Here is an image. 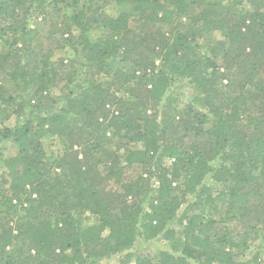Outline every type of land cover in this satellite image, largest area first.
Listing matches in <instances>:
<instances>
[{
	"label": "trees",
	"instance_id": "trees-1",
	"mask_svg": "<svg viewBox=\"0 0 264 264\" xmlns=\"http://www.w3.org/2000/svg\"><path fill=\"white\" fill-rule=\"evenodd\" d=\"M233 1L234 21L220 0H0V148L18 149L0 155V264L261 263L244 258L264 236V0ZM54 8L59 45L44 49L30 16ZM201 30L224 35L204 55ZM141 238L170 250L137 255Z\"/></svg>",
	"mask_w": 264,
	"mask_h": 264
},
{
	"label": "rangeland",
	"instance_id": "rangeland-1",
	"mask_svg": "<svg viewBox=\"0 0 264 264\" xmlns=\"http://www.w3.org/2000/svg\"><path fill=\"white\" fill-rule=\"evenodd\" d=\"M213 2L215 0H207V2ZM222 2V7L224 8L223 12H224V17L226 15V19L229 18L231 21H234L233 18L235 17V15H238L240 13V9L241 6H238L237 4L234 3L233 0H220ZM243 7H245V9H253V7L251 6L250 2H248V0H243ZM104 11L110 15V16H116L118 8L117 5L114 4L113 2L109 5H107L104 8ZM49 13H53L50 14V17L47 18L48 22L51 23H46L44 18V15L39 14L38 12H33L30 16V23L32 25V27H40V29L42 30V46L44 47V49H47L50 47V45H59L58 43V39L60 38V32L61 29L63 27V19L64 16H62L61 11L57 10V8H54L53 10H49L48 12H46V14ZM45 14V15H46ZM184 20H188L187 17L184 18ZM190 20V19H189ZM45 22V23H44ZM168 26H165V28H167ZM169 28V27H168ZM200 37L198 39V43L201 44V54H206L205 52H207V45H211V46H216L218 45L219 41L223 40L224 35L222 34V32L220 30H201L200 31ZM91 34L96 38L99 36V32L98 31H93L91 32ZM209 52V51H208ZM210 54V53H208ZM35 61V57L32 58ZM30 71H31V67H30ZM114 72V70H113ZM112 72V73H113ZM101 82L107 83V81H111L110 77H102L100 78ZM224 83H226L224 81ZM8 84V88L12 91H18L17 90V86L15 84H11V83H7ZM172 91H173V95L176 98V105L178 107H184L187 103L191 102L193 99V95H192V91L190 88V84L187 80H180L177 79L174 82V85L172 87ZM230 92V91H229ZM54 97L57 98L56 100H59L60 98V94L59 92H55ZM203 108V107H202ZM201 108V109H202ZM204 109V108H203ZM9 111V110H8ZM164 115V113H163ZM5 119V120H4ZM4 123L5 125H13L16 121V118L14 115L9 116V118L6 119V117L4 118ZM2 124H0L1 127ZM44 146L46 148V151L49 155L55 156L59 150H61V142L58 138L56 137H46L44 139ZM142 146V144H131L130 145V149H136V148H140ZM109 150L113 151L116 150V142L111 144L109 146ZM17 146L13 141H6L2 147L0 148V155H2L3 157H8L11 155H14L17 153ZM119 154L122 155V165H125L124 162V157L126 155V149L122 148L119 150ZM100 155V154H98ZM1 157V156H0ZM102 156H98V158L100 159ZM79 158H83L82 155L79 156ZM98 159V160H99ZM166 162H168L167 164L170 163V160H167ZM100 170L103 172L102 175H104L105 172V166L103 164L99 165ZM5 165H4V161L2 159H0V179H1V175L2 172L5 170ZM126 176H134L136 177L138 175V173L143 172L142 169L134 167L132 169L126 170ZM154 184L157 185V182L155 179H153ZM209 184L210 185H215V182L212 179H209ZM103 187L105 188L106 191H113L117 189V185L114 182V180H107ZM97 219L94 216H90V218L85 222L86 225H92L97 223ZM231 228L235 230V232H240L241 234L243 233V227L241 225H239V223L237 221L230 223ZM173 227L177 229V231L180 233L182 231L180 224L178 223V221L176 220L175 223L173 224ZM107 233V231L105 232ZM257 243L261 244V246L259 247H255L250 249L249 251H247V254L244 258L245 259H251L253 256L256 255V253L258 252V249L261 250V263L260 264H264V236L260 239V241H258ZM161 249H169L170 247L167 246V241H165L164 239H156L153 241H145L144 239H140L138 240L136 246L134 247V249L132 251H134L137 255L139 254H155L158 251H160ZM100 264H119V258L118 256H114L112 258L106 259L104 261H102Z\"/></svg>",
	"mask_w": 264,
	"mask_h": 264
}]
</instances>
